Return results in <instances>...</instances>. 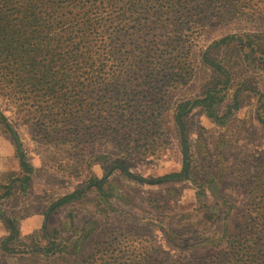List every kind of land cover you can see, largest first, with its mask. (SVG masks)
<instances>
[{"label": "rangeland", "instance_id": "obj_1", "mask_svg": "<svg viewBox=\"0 0 264 264\" xmlns=\"http://www.w3.org/2000/svg\"><path fill=\"white\" fill-rule=\"evenodd\" d=\"M263 10L235 0L190 17L193 77L168 89L158 128L138 141L65 137L0 85L32 170L22 183L0 118V264H264V55L251 45L264 42ZM16 18L0 16V32ZM206 90L211 117L189 109Z\"/></svg>", "mask_w": 264, "mask_h": 264}, {"label": "trees", "instance_id": "obj_2", "mask_svg": "<svg viewBox=\"0 0 264 264\" xmlns=\"http://www.w3.org/2000/svg\"><path fill=\"white\" fill-rule=\"evenodd\" d=\"M234 1L0 0V16L19 20L15 31L0 32V85L30 115L42 110L44 118L50 116L56 121L53 132L63 129L65 137L79 131L81 137L110 132L121 143L134 135L133 141L147 138L158 128L168 89L193 77L192 44L182 36L190 17L213 14L218 4ZM252 41L255 52L264 55V42L256 36ZM201 95L189 109L201 106L211 117V91ZM0 118L10 131L22 183L28 184L32 170L15 132Z\"/></svg>", "mask_w": 264, "mask_h": 264}]
</instances>
